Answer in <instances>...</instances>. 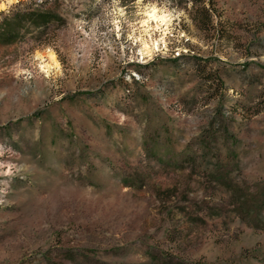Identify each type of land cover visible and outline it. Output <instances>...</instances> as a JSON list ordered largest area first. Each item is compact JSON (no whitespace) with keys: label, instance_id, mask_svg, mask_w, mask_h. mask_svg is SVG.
I'll list each match as a JSON object with an SVG mask.
<instances>
[{"label":"rangeland","instance_id":"rangeland-1","mask_svg":"<svg viewBox=\"0 0 264 264\" xmlns=\"http://www.w3.org/2000/svg\"><path fill=\"white\" fill-rule=\"evenodd\" d=\"M0 264H264V0L6 4Z\"/></svg>","mask_w":264,"mask_h":264},{"label":"bare ground","instance_id":"bare-ground-1","mask_svg":"<svg viewBox=\"0 0 264 264\" xmlns=\"http://www.w3.org/2000/svg\"><path fill=\"white\" fill-rule=\"evenodd\" d=\"M18 0H5V2H0V10L3 9L6 4H10L13 2H16ZM146 17H147V22L148 20H153V22L155 23L156 26L161 25V24H165L169 19H167V15L164 13H160L158 12L154 7H151L147 12H146ZM146 22V21H145ZM45 62L43 64V68L46 69V71L48 70H55L56 72L59 71V62L54 54L53 51L48 50L45 53Z\"/></svg>","mask_w":264,"mask_h":264},{"label":"trees","instance_id":"trees-1","mask_svg":"<svg viewBox=\"0 0 264 264\" xmlns=\"http://www.w3.org/2000/svg\"><path fill=\"white\" fill-rule=\"evenodd\" d=\"M56 21L54 15L49 12H36V11H28L27 13L22 15V20L19 22L20 28H24L27 24L34 26L36 28H40L43 25H46L48 22ZM22 23V25H21ZM10 30H6V32L2 35V39L5 42H9Z\"/></svg>","mask_w":264,"mask_h":264}]
</instances>
